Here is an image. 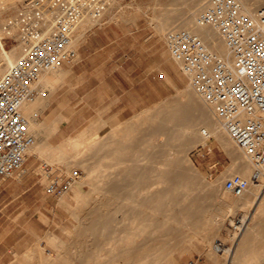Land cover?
Segmentation results:
<instances>
[{"label":"rangeland","instance_id":"374dc122","mask_svg":"<svg viewBox=\"0 0 264 264\" xmlns=\"http://www.w3.org/2000/svg\"><path fill=\"white\" fill-rule=\"evenodd\" d=\"M11 1L0 10V77L18 59L8 63L3 53L25 42L20 17L35 19L31 0ZM198 14L194 0H110L99 20L80 23L72 44L85 31L78 54L61 65L66 70L61 81L48 86L49 104L43 94L34 100L32 111L49 148L35 158L27 154L22 168L0 183V242H20L7 264H125L112 258L111 242L158 245L162 254L157 264H225L226 254L211 246L236 242L228 220L239 219L248 209L232 204L240 197L226 191L224 182L238 174L258 193L262 178L258 184L251 180L249 160L248 175L226 173L231 154L212 137L205 135L187 149L202 115L184 97L187 76L178 65L179 79L164 61L171 59L165 35L183 29L182 23ZM53 17V11L43 9L41 30ZM75 139L88 147L84 155L74 154ZM60 149L68 158L53 161ZM44 164L64 173L77 170L79 178L64 194H47ZM23 169L27 171L20 175ZM118 179H138L140 189L110 191L106 184ZM158 179L178 180L179 187L158 200L160 188L151 185ZM183 180L188 190L180 187ZM257 210L256 225H264V202ZM96 215L104 220V231L91 237L84 228ZM119 234L126 236L113 240ZM259 246L261 257L264 247Z\"/></svg>","mask_w":264,"mask_h":264},{"label":"built area","instance_id":"2783aa9c","mask_svg":"<svg viewBox=\"0 0 264 264\" xmlns=\"http://www.w3.org/2000/svg\"><path fill=\"white\" fill-rule=\"evenodd\" d=\"M2 0H0L1 2ZM36 10L20 17L21 57L0 78V183L22 168L26 152L35 141L21 105L38 95L34 83L44 71L71 61L70 49L78 26L85 19L99 20L110 0H31ZM43 9L53 11L48 34L41 32ZM22 15V14H21ZM256 17L246 12L238 0H211L199 15L200 25L213 27L231 51L235 66L211 51L201 37L186 29L169 31L165 44L172 57L181 63L191 87L208 103L235 144L258 171L264 170V5ZM162 76V75H161ZM47 177L44 190L60 196L79 178L74 170L64 173L50 165L41 166ZM253 180L259 181L258 174ZM239 175L226 179L225 188L239 195L247 187ZM193 264V261H188Z\"/></svg>","mask_w":264,"mask_h":264},{"label":"bare ground","instance_id":"6f19581e","mask_svg":"<svg viewBox=\"0 0 264 264\" xmlns=\"http://www.w3.org/2000/svg\"><path fill=\"white\" fill-rule=\"evenodd\" d=\"M183 1H185V0H183ZM238 1L241 3L243 9L246 12H248L252 17H254L255 19H257L256 12L260 6L258 8H256V10L253 12L254 7L256 5H259V4L264 5V0H238ZM11 2H12L11 0H2L0 2V10L7 7ZM210 2H211V0H194V3L197 5V13H199V14H198V16L193 15L192 17H190L189 19L184 21L182 23L181 28L198 34L201 37L202 41L207 45V47L211 51L215 52L220 58H222L227 63V65L230 69H233L235 66V60H234V57H233L231 51L225 45V42H224V39L222 38V36L213 27H211L209 25H200L197 22L199 15L206 9V7L210 4ZM175 10H177V9H175ZM167 17H171V16L165 15V18H167ZM51 27H52V24H50V26L46 27L45 29L41 30V32L43 34H48L51 31ZM261 27L264 31V24H261ZM173 30H175V29H173ZM170 31H172V30H170ZM165 37H166V35H165ZM23 41H25V40H23ZM72 44H73V40H72L70 49H71L73 56H74ZM25 45H26V41L24 43L23 42L20 43L16 47H13V49L9 52L5 51L3 53L4 59L8 63H12L14 57L19 58L22 56ZM169 54H170V52H169ZM170 56L173 60H175L171 54H170ZM175 61H177V60H175ZM177 62H179V61H177ZM180 66H181V63H180ZM58 70H59V68L57 67V71L55 68L53 70L44 71L40 74L38 80L34 83V86L38 89L39 95L44 94V92H46L50 89V87H48V86L51 83L50 82L47 83V82H45V80L47 78H49L50 75H53V74L59 76L60 71H58ZM181 70H182V68H181ZM183 92H184V97L186 98L187 102L190 101L192 103L191 105L193 106L195 112L202 115V120H201V124L199 125V128H197V129L194 128V130H195L194 133H196L198 135V136L196 135V137H195L196 139L193 140L194 144L197 142H201L200 139L204 140L205 135L207 137L212 136L213 138H215L219 142H221L228 149L229 154L235 156L237 160H240L242 162L243 170L237 169L235 171L240 173L243 176L248 175L249 172L251 171V166L249 164L250 160L248 159V157L246 156L244 151L235 144V142L232 140L231 136L225 130L222 122L217 118V116H215L213 107L210 104H208L191 87L190 83ZM35 98L26 100L21 105V111L23 112V114L28 119L29 131L35 136V141L30 145V147L28 148V150L26 152V156L28 154L29 156H31L33 158H35L39 155L42 156L43 154H45V152H46L45 150L47 148H49L45 142V139H46L45 136L42 135V133H43V131L41 129L42 124L39 123V121H38V114L32 111L37 106L36 103L33 101ZM181 126H182L181 128L183 131H187L189 129L187 124H183ZM198 132H200L201 134L203 133V136H199L200 133H198ZM72 144H73L72 149H73V152L76 156L79 154L84 155V152L86 151V149H88L86 144L80 139L73 140ZM233 144L239 150H241L243 152V154L238 152V150H236L235 147H233ZM89 151H91V150H89ZM184 156H187V154H184ZM66 158H68V153H66L63 149H60V150H58V153L54 157L53 161L62 162V161H65ZM251 164L254 167L253 174L251 175V180L254 183L258 184L260 179L262 178V186H264V170L262 169L261 171H258L252 162H251ZM255 174H258L259 181L253 180V176ZM235 175H238V174H235ZM232 176H230V177H232ZM243 179H245V178H243ZM245 180H247V182H248L247 187L243 190V192L241 194H239V195L234 194L235 196H237V197L242 196L245 192H247V190H252L253 187L252 186L249 187V180L248 179H245ZM177 182L179 183V181L175 180V179H169V180L158 179V180H154V182L151 185H153V186L155 185L156 188H158V189L160 188V190H158V192L160 193V197L158 198V200H162V199L167 197L169 192H171L175 188L179 187V186H177ZM106 185L109 187L108 189L110 191L112 190L113 192H116V193L118 191H122V190L140 189V184H139L138 179L129 180V181H125L124 179H118V180H116V183L106 184ZM208 185L211 186V185H213V183L208 182ZM180 187L184 190H188L189 189L188 188V181L183 180L181 182ZM224 189L226 191H229L225 188V182H224ZM158 200H156V202ZM234 203L237 204V207H239L241 205V203H239V201H236V202L233 201L232 204L234 205ZM232 204L230 203L229 205H232ZM151 208H155V204H152ZM116 211H119V210L117 209ZM246 218H247V215L244 214V215H241V217H239L240 220L239 221L237 220V222H236V220L233 221L231 218L228 220L229 221L228 224L233 229H235V234H233L232 237L237 238V239L240 238L241 242H243L244 240H245V242H249L251 239L250 236L258 233V232H256V223H257L256 217H252V219H250V220H248V219L246 220ZM165 220H167V218H165ZM140 222H142V221H140ZM103 225H105V224H104V220L102 219V217L96 215V217L92 218V225L86 226L84 228V232L91 235V237L92 236L96 237L98 234H100L101 232L104 231ZM238 233H240L239 237L236 236ZM104 234H106V233H104ZM133 235L134 236L137 235V232L136 233L134 232ZM125 236L126 235H124V234H119L116 237H113V240H114V238H116L117 240H123ZM99 238H101V240H102V237H99ZM106 238L107 237H105V239ZM211 250H213L214 252H222V253L226 254V257H228L229 255H231L233 253V248L225 246L224 243L221 241L214 242L211 246ZM111 253L113 255L112 256L113 259H115V258L122 259V260H124L125 264H130V263L131 264H157L161 258L162 251L160 250V248H158V245L153 246V245H149L148 243H144V245H141L139 243L130 245L129 242H111ZM235 254H237V253H235ZM133 258H134V260H133Z\"/></svg>","mask_w":264,"mask_h":264},{"label":"crops","instance_id":"0c3cea01","mask_svg":"<svg viewBox=\"0 0 264 264\" xmlns=\"http://www.w3.org/2000/svg\"><path fill=\"white\" fill-rule=\"evenodd\" d=\"M261 5H263V4H261ZM84 33H85V31L81 33L80 39L76 43V46L73 47V51H74L73 58L78 54L77 45L83 39ZM164 61L167 63V65L170 67V69L177 74L178 78L181 79V76L177 72L178 65H179V68L181 69L180 63L173 60L172 58L169 59L168 57H165ZM60 68H61V74L59 76H57L55 74L49 76L48 82L51 83V82L56 81L54 86L57 85L58 80L61 81V79L63 78V76L66 73V70L62 66H60ZM51 90H48V91L44 92V94H43L44 98H46L47 105L49 104L50 95L52 93V92H50ZM210 137H212V136H209L208 138H210ZM213 139H215V138H213ZM215 140L218 141L217 139H215ZM200 141H202V139H200ZM192 143H193V145L187 147L188 149H190L191 147H194L195 145H197L200 142H197L194 144V141H192ZM219 143L228 152V149L221 142H219ZM231 157H232L231 164L229 165L226 173L235 171L237 169L243 170L242 162L240 160H237L236 157L233 155H231ZM24 171H27V169H23L22 172L20 173V175ZM223 175H221L220 177H222ZM255 187L252 188V190H247V192H245L242 196H239L240 199L238 201H239V203H241V205L239 207L244 208V209H248V212L245 213L247 215L246 220L247 219L250 220V219H252V217H255V215H257V213H258L257 208H259L260 204L262 202H264V186H261V188L258 190V193H256L257 189ZM256 218H257V216H256ZM237 220L239 221L240 219H237ZM237 220H236V222H237ZM257 231H259L258 232L259 235L257 233L255 235L250 236L251 239L249 242H245V240L243 242H241V240L239 238L236 242H231V244L229 246H227V247L233 248V253L231 255H229L228 257H226L225 264H264V254H262V256L259 257L258 256L259 253L256 250L257 244L258 245L260 244V246H259L260 249H261V247H264V242H257V239L264 240V225L263 224L256 225V232ZM253 239H255V241ZM19 244H20V242H0V264H7L13 259L14 253L19 251ZM235 253H237V254H235ZM48 260H51V262H52V259H48ZM29 262L30 261L27 260V264Z\"/></svg>","mask_w":264,"mask_h":264}]
</instances>
